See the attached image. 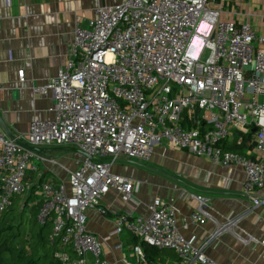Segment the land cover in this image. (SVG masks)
<instances>
[{
    "label": "built area",
    "instance_id": "1",
    "mask_svg": "<svg viewBox=\"0 0 264 264\" xmlns=\"http://www.w3.org/2000/svg\"><path fill=\"white\" fill-rule=\"evenodd\" d=\"M251 17L264 15L240 12L228 0H118L94 8L86 26L76 24L64 65L31 87L37 97L52 99L54 117H33L15 137L40 147L72 143L91 156L65 168L67 184L43 182L34 190L42 199L39 221L51 215L49 243L70 253L56 252L62 264H106L102 243L110 237L87 230L85 210L110 190L126 203L132 199L133 179L111 170L119 158L145 162L164 143L224 167L240 165L246 193L264 186V34ZM24 71L17 72L22 82ZM249 133L248 155L221 145ZM33 158L56 163L0 130V214L29 188L24 178L35 169ZM177 196L197 202L193 223H214L204 241L185 238L172 205L159 197L146 216L118 215L114 232L173 250L182 264H219L205 247L224 232L253 240L236 231L235 217L215 219L205 209L207 198L184 187ZM134 252L143 256L139 246Z\"/></svg>",
    "mask_w": 264,
    "mask_h": 264
},
{
    "label": "crops",
    "instance_id": "2",
    "mask_svg": "<svg viewBox=\"0 0 264 264\" xmlns=\"http://www.w3.org/2000/svg\"><path fill=\"white\" fill-rule=\"evenodd\" d=\"M118 0H0V118L10 133L16 137L24 134L33 117L52 119V99L39 98L31 87L55 76L64 65L73 39L74 27L86 26L93 9L116 3ZM240 12L255 11L264 15V0H228ZM258 33L264 34V18L251 17ZM24 69L25 80L18 79L17 72ZM0 130L7 136L0 125ZM8 137V136H7ZM250 139L245 142L244 152L250 154ZM64 146L76 147L70 143ZM52 148L57 146H43ZM65 152L73 157L58 161ZM46 158L56 163H41L31 159L34 166L28 181L67 184L65 168L74 169L81 155L75 151H47ZM119 158L111 165L115 173L133 179L135 188L129 202L110 190L96 205L85 210L86 228L103 242L102 258L106 264H182L179 257L167 252L153 254L151 262L144 256L141 239L134 240L129 232H114L115 218L120 214L146 216L147 206L156 197L170 203L174 209L177 226L185 238H194L195 243L204 241L214 230L211 221L193 223L190 219L197 202L182 200L177 194L181 187L207 198L205 209L218 221L235 217L236 231L243 236L251 235L246 243L224 232L214 237L205 247V252L219 264H264V186L246 193L243 188L245 173L240 165L224 167L211 162L205 156H197L179 148L157 144L143 165ZM132 160V159H130ZM135 161V160H134ZM116 162L122 164L113 170ZM27 182L29 185L32 183ZM35 194V193H34ZM39 198V195H38ZM40 199V198H39ZM105 209L101 213L98 208ZM142 248L143 256L134 252Z\"/></svg>",
    "mask_w": 264,
    "mask_h": 264
},
{
    "label": "trees",
    "instance_id": "3",
    "mask_svg": "<svg viewBox=\"0 0 264 264\" xmlns=\"http://www.w3.org/2000/svg\"><path fill=\"white\" fill-rule=\"evenodd\" d=\"M249 135L250 133L247 138L244 136L243 141L240 142H238L237 136L233 135L223 139L221 145L225 149L245 154V142L250 137ZM31 179H35L34 176ZM24 180L30 182L26 175ZM42 181L43 176L38 177L36 183L30 182L32 184L29 186V195L22 201L17 219L15 206L20 203L21 195L15 196L12 206L0 214V264H62V260L56 255V252L66 251L70 254L66 248L59 246L58 242L49 243V236L52 232L51 215L46 216L44 222H40L38 219L42 199L40 197L39 199L33 191L36 184H42ZM29 200H31V205L28 207L29 215L27 217L25 216L26 205ZM133 237L134 240L139 239L136 236ZM139 245L144 248V256L148 262H151L150 252L153 254L167 252L178 256L173 250L150 246L144 241H140Z\"/></svg>",
    "mask_w": 264,
    "mask_h": 264
},
{
    "label": "water",
    "instance_id": "4",
    "mask_svg": "<svg viewBox=\"0 0 264 264\" xmlns=\"http://www.w3.org/2000/svg\"><path fill=\"white\" fill-rule=\"evenodd\" d=\"M0 125L3 128V130L6 132L8 138L14 139L15 142H17L24 149L30 150L32 152L39 153V154L45 156L44 154L47 151L71 150V151H75V152L79 153L81 156H84V157H87V158L91 159V156L88 153L82 151L81 149H79L77 147L57 146V147H52V148H44V147H40V146L27 145L26 143H24L22 141H18L17 139H15V137L10 133V131L8 130L7 126L5 125V123L3 122V120L1 118H0ZM124 160L125 161H129V162H133L135 164L143 165V163H141L139 161H136V160L135 161L134 160H130V159H124Z\"/></svg>",
    "mask_w": 264,
    "mask_h": 264
},
{
    "label": "rangeland",
    "instance_id": "5",
    "mask_svg": "<svg viewBox=\"0 0 264 264\" xmlns=\"http://www.w3.org/2000/svg\"><path fill=\"white\" fill-rule=\"evenodd\" d=\"M73 153H71V152H65V154L64 155H62L60 158H58V161H61L62 163L63 162H65L67 159H69V158H71V157H73ZM122 163L121 162H116L114 165H113V170L114 169H117L118 168V166H120ZM33 171V169L30 171V170H27L26 171V178L29 176V177H31L32 176V174H31V172ZM47 175H49V172H47L46 174H45V176H44V179H46L47 178ZM44 179H43V181H44ZM29 188H27V190L20 196V203L19 204H17L16 206H15V211H16V215H15V217H16V219H17V217L19 216V211H20V209H21V205H22V201L23 200H25V198L29 195ZM33 193H35V191H33ZM35 195L36 196H38L36 193H35ZM31 205V200H29L28 201V203H27V205H26V214H25V216H27L28 217V207ZM15 217H14V219H15Z\"/></svg>",
    "mask_w": 264,
    "mask_h": 264
}]
</instances>
